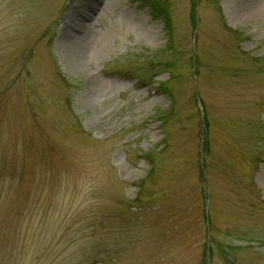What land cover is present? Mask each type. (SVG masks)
Here are the masks:
<instances>
[{
  "label": "rangeland",
  "instance_id": "374dc122",
  "mask_svg": "<svg viewBox=\"0 0 264 264\" xmlns=\"http://www.w3.org/2000/svg\"><path fill=\"white\" fill-rule=\"evenodd\" d=\"M0 264H264V0H0Z\"/></svg>",
  "mask_w": 264,
  "mask_h": 264
}]
</instances>
